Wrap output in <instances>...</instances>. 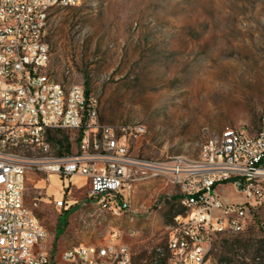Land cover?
<instances>
[{
  "label": "rangeland",
  "instance_id": "1",
  "mask_svg": "<svg viewBox=\"0 0 264 264\" xmlns=\"http://www.w3.org/2000/svg\"><path fill=\"white\" fill-rule=\"evenodd\" d=\"M47 42L50 73L68 86L87 82L100 124L126 127L135 157L197 159L226 128L256 134L264 125V0H82L50 14ZM64 136L71 143L64 152H76V132L51 134ZM46 178L30 173L24 199L39 203L34 212L54 256L98 245L118 228L133 264H148L155 249L168 261V233L184 211L179 187L159 177L138 182L129 211L110 213L91 202L79 177L64 190L72 206L57 208L61 182ZM219 191L227 202L243 200L231 185ZM263 244L264 204L251 208L244 232L216 239L212 264H264Z\"/></svg>",
  "mask_w": 264,
  "mask_h": 264
},
{
  "label": "built area",
  "instance_id": "2",
  "mask_svg": "<svg viewBox=\"0 0 264 264\" xmlns=\"http://www.w3.org/2000/svg\"><path fill=\"white\" fill-rule=\"evenodd\" d=\"M82 0H0V264H133L130 247L118 228H109L98 245L69 248L68 262H56L48 245L35 254L33 243L46 236V227L25 204L30 173L58 177L59 209L73 203L65 197L73 178L87 180L89 199L110 212L129 211L127 194L134 185L163 178L181 189V230L170 228L167 264H212L217 238L244 232L251 208L264 204V125L256 134L228 127L202 147L197 159L177 163V156L153 161L133 156L126 127L100 124L98 99L83 84L65 85L49 71L47 42L50 14L80 6ZM78 134V149L52 157L51 133ZM123 133V135H120ZM19 148L18 158L4 154ZM231 185L241 201L227 202L221 186ZM86 223V220H84ZM108 228V227H107ZM92 247L116 249L113 262L91 259ZM161 251V249H159Z\"/></svg>",
  "mask_w": 264,
  "mask_h": 264
},
{
  "label": "bare ground",
  "instance_id": "3",
  "mask_svg": "<svg viewBox=\"0 0 264 264\" xmlns=\"http://www.w3.org/2000/svg\"><path fill=\"white\" fill-rule=\"evenodd\" d=\"M217 137L218 135L208 139L205 143H208L209 141H215ZM18 155H19V148H12V150H10V154H4V161L12 162V158H18ZM52 157H57L54 154V147H52ZM177 163H187V160L182 159V158H177ZM127 202H129L128 196H127ZM99 208L103 212H110V206H99ZM110 213H113V212H110ZM175 220H179V214L174 217L172 227H174V230H181V222H175ZM47 240H48V231L46 230V236L40 237V243H33V252L35 254H46V247L42 245H47ZM0 251H9V242H1ZM68 254H69V249L65 251L55 261L56 262H68ZM114 257H116V249H109V254H107V252H103V247H92L90 251L91 259H105V262H113Z\"/></svg>",
  "mask_w": 264,
  "mask_h": 264
},
{
  "label": "trees",
  "instance_id": "4",
  "mask_svg": "<svg viewBox=\"0 0 264 264\" xmlns=\"http://www.w3.org/2000/svg\"><path fill=\"white\" fill-rule=\"evenodd\" d=\"M86 92H87V95H90L91 91H90V87H89V84H87L86 82ZM63 131H58L57 133H61ZM52 134V133H51ZM51 140L53 141V143L59 147V153L62 154L65 150L67 151H71V143L69 142V139L68 137H62L60 139H55L54 137H51ZM179 213H182L181 212H178ZM177 214V215H178ZM61 221L62 220V217H60ZM263 247H264V244H263ZM148 259H149V263L148 264H167V257L165 255V253L159 249H155L153 251V253H151L149 256H148ZM54 260H57V257L54 256Z\"/></svg>",
  "mask_w": 264,
  "mask_h": 264
},
{
  "label": "crops",
  "instance_id": "5",
  "mask_svg": "<svg viewBox=\"0 0 264 264\" xmlns=\"http://www.w3.org/2000/svg\"><path fill=\"white\" fill-rule=\"evenodd\" d=\"M82 179H84V178H82ZM84 181H85V183L83 182V184L86 185L87 184V180L84 179ZM73 184H75V183L73 182ZM83 184L81 186H83Z\"/></svg>",
  "mask_w": 264,
  "mask_h": 264
}]
</instances>
